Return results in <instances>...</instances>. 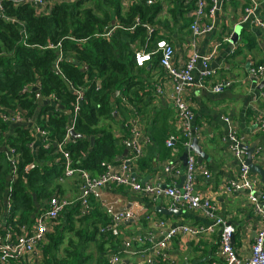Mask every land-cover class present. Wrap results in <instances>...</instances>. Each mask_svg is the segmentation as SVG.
Returning <instances> with one entry per match:
<instances>
[{
  "label": "trees",
  "instance_id": "16d2710c",
  "mask_svg": "<svg viewBox=\"0 0 264 264\" xmlns=\"http://www.w3.org/2000/svg\"><path fill=\"white\" fill-rule=\"evenodd\" d=\"M86 3L91 7L85 8ZM160 9V5H139L123 12L117 0H80L57 5L50 13L37 15L30 6L5 3L4 15L9 20L0 16V107L23 109L30 116L37 113L38 124L48 133L47 142L60 143L69 124L67 111L76 101L72 87H83L85 99L75 131L84 138L70 143L67 150L74 168L93 175L100 174L102 162H116L127 148L125 141L130 134L119 114L122 110L126 117L131 116V112L123 101L127 100V104L135 107L141 115L139 104L144 96L151 93V71L160 67L157 56L149 65L137 67L135 52L145 48L149 41L155 45L158 40H165V36L159 35L157 28L149 40L148 31L143 26H138L134 32L116 30L108 39L96 34L114 21L132 25L136 17L144 24L155 25L154 19ZM162 22L160 19L157 23L161 28ZM49 43H61L60 50L65 57L59 64L60 73L55 67L59 49H45ZM150 48L147 50H152ZM83 65L87 70L82 69ZM37 81H40L42 99L50 96L58 99L65 112L41 121L47 111L55 108L41 105L43 103L35 95L22 94L25 87ZM116 92L119 95L112 101ZM115 129L123 132L122 136L116 137ZM92 138L95 139L93 145ZM34 140L32 128L10 126L0 119V218L4 217L5 200L8 198L12 204L10 218L19 217L20 225L31 226L44 212V201L64 193L61 184L66 180L65 160L56 153L54 146L45 149L43 140L34 152L30 147ZM185 142L182 137L177 140L175 148L177 146L184 151ZM7 147L15 149L20 157L18 177L13 182L10 181L11 167L3 151ZM165 147L162 156L170 155L171 159L173 151ZM141 163L142 160L139 161ZM27 167H30L28 171ZM78 215L79 206L66 209L47 236L39 264H88L92 258L86 253L89 244L99 236L113 238L99 232V226L108 223V218L98 207L89 216L77 218ZM77 223L81 226L78 229ZM70 235H74L76 240L68 239V246L62 249ZM105 240L99 244L100 252ZM97 264L108 262L100 258Z\"/></svg>",
  "mask_w": 264,
  "mask_h": 264
},
{
  "label": "built area",
  "instance_id": "2783aa9c",
  "mask_svg": "<svg viewBox=\"0 0 264 264\" xmlns=\"http://www.w3.org/2000/svg\"><path fill=\"white\" fill-rule=\"evenodd\" d=\"M80 0H0V16L7 19L4 15V4L13 3L15 5H26L33 8L37 15L48 14L51 10L61 4L75 3ZM121 5L123 12L128 11L133 6L144 5L146 7H154L160 5L161 9L154 19L155 25L144 24L139 17L134 19L132 25L126 26L114 21L111 26H107L103 32L96 34L97 37L108 39L116 30H124L134 32L138 26H143L148 31L149 40L158 27V20L166 18L169 12L168 3L174 2L176 5L187 7L192 12L190 31L191 39L189 42L190 54L182 67H176L175 57L176 49L170 42L166 40H158L155 45L151 41L147 42L145 48L136 50L135 63L137 67H145L152 62L154 56L159 57V65L163 73L167 76L172 85V93L170 95L173 107L176 113L177 130L179 135L186 139L183 144L186 150L192 146L193 139H199V130L194 127L195 112L190 101L191 94L194 90L199 89L209 92L213 95H220L224 91L233 87L232 81H224L213 84L210 79L216 74L210 69L213 58L218 53L222 43L230 44L232 35L226 34L221 43L218 41L211 47L206 54H201L199 50V40L214 29L215 16L221 10L219 0H117ZM229 1V0H227ZM258 2L249 0L248 6L244 9L242 22L248 23L255 28L264 32V16L256 17ZM9 20V19H7ZM210 20V23L207 21ZM13 21V20H12ZM153 46V47H151ZM61 43H49L45 49L58 50V59L56 61V70L60 73L59 64L64 60V53L60 50ZM151 47V48H150ZM150 48L152 50L148 51ZM202 65V71L199 78H195V72L198 64ZM82 69L87 70V66L83 65ZM153 75V74H152ZM250 77L254 83L264 81V63L258 64L250 70ZM150 85V83H149ZM152 85V87H151ZM152 89L156 95L164 94V86L158 83ZM72 91L76 96V101L72 104V112L68 110L69 124L66 128L65 138L60 143H48V133L38 124L36 115H29L28 111L16 107H0V119L10 126H22L32 128L35 140L30 147L36 152L38 144L43 140L44 148L49 149L51 146L56 148V153L61 155L65 160L64 176L65 178H75L79 188V196L75 201L64 198L61 195H53L44 201L42 214L35 218L34 223L30 226L27 224L20 225L19 217L10 218L12 204L7 198L5 200L4 217L0 218V264H39L43 259L42 248L46 244L47 236L50 234L57 224L58 220L63 216L66 209L72 206H79V215L77 218H83L93 214L96 208L104 213L108 218V223L99 226L101 235L111 236L113 238L121 237L123 227L135 219V214L131 210H119L114 204H106L96 194V190L110 187H124L132 191L152 197H166L172 201L173 207L179 210H204L211 219L210 225H182L161 232L162 239L152 246L149 250H144L143 244L146 238L135 237L138 247L132 250L133 242L131 239L123 241V247L131 252V255L142 257L141 264H177L175 255L170 252V243L178 237L190 236L193 239L200 240L203 236L218 233L219 237V258L210 262V264H264V188L262 181L253 177L250 167L246 164L248 152L246 149L250 147L244 143L240 137L238 128L232 119L223 118V122L227 126V141L230 143L228 152L240 166L238 179L231 182L224 190V193H233L239 191H247L250 195V202L253 212L257 215L260 227L256 233L253 244L251 246V254L248 258L242 259L234 246L235 227L224 217L217 215L216 206L213 205L209 198H204L197 193V177L201 175L205 179H211L212 173L202 164L198 163V156L190 152L185 169V180L183 186L178 188L175 185L163 187L161 185L142 184L135 176V166L139 161L145 158L146 148L149 146L150 140L144 133L141 124V116L137 109L127 104L124 100L131 116L124 121V126L129 131V138L125 141L126 146L131 145L130 154L122 161L101 163L102 172L93 175L90 172L73 167V160L67 147L70 143L76 141L73 137L77 118L83 103L84 88L72 87ZM40 81L25 87L22 94L35 95L43 104L53 106L54 110L47 111V114L41 118V121L48 120L51 115L65 112L60 101L50 96L42 99ZM39 110V109H38ZM256 131H264V121L257 119L255 124ZM77 133V132H76ZM177 136H170L166 142L168 148L175 152V143ZM244 146V148H243ZM263 147L257 148L253 155L255 159H260ZM7 160L11 167L10 181L13 182L18 177V169L20 157L16 150L10 147L4 148ZM59 158L56 159V162ZM255 164V163H254ZM177 162L174 160L168 162L164 167L166 174L176 172ZM30 167H27V171ZM10 182V183H11ZM264 185V184H263ZM12 192V189H9ZM97 206V207H96ZM12 221V222H9ZM18 223V224H17ZM108 264H124L119 253H113L108 259Z\"/></svg>",
  "mask_w": 264,
  "mask_h": 264
},
{
  "label": "crops",
  "instance_id": "0c3cea01",
  "mask_svg": "<svg viewBox=\"0 0 264 264\" xmlns=\"http://www.w3.org/2000/svg\"><path fill=\"white\" fill-rule=\"evenodd\" d=\"M256 1L258 2L256 17L264 16V0ZM219 2L222 6L215 16L214 29L198 42L200 53L206 54L217 41L221 43L226 34L233 35L236 31L241 33L240 40L233 49L229 44L222 43L210 64V69L216 73L210 82L216 84L232 81L233 87L220 95L196 89L190 97L195 112L193 125L199 130V144L208 156V160L203 161L202 165L212 173V178L209 180L198 175L196 191L204 198H209L216 206L217 215L226 218L235 227L234 246L239 257L246 259L251 254V246L260 222L252 210L247 191L223 192L231 182L238 179L240 170L238 162L228 152L230 143L227 141V126L223 118L228 117L233 120L240 137L250 148L260 141L259 147H263V150L260 159H255L254 163L264 170V131L255 129L257 119L264 121V86L259 90L264 81L254 83L250 77V70L264 63V32L248 23H241L249 0H219ZM167 6L170 7L166 16L169 19L167 22L163 21L165 28H161V24L158 25L159 35L165 36L164 39L173 44L176 49L175 65L182 67L190 54L188 44L191 39L189 27L192 12L187 7L176 5L174 2L168 3ZM150 68L151 66L148 67ZM201 71L202 65L199 63L195 72L196 79L199 78ZM152 74L150 82L153 86L161 83L165 92L159 96L152 89L150 95L144 96L142 103L139 104L138 109L142 118L140 127L150 143L142 163L135 166V176L142 184L163 187L175 185L181 188L185 179L181 158L186 149L183 151L176 146L171 159L170 155L164 157L161 153L169 136H177L178 141L182 139L177 130L176 113L170 98L172 85L159 66L151 71ZM119 115L122 122L130 118L129 115L123 116L122 110ZM122 134L121 131L115 132L117 137ZM172 160L178 165L176 172L169 175L164 172V167ZM253 177L262 181L258 174H254ZM61 187L63 196L67 195V199L75 201L78 198L80 192L75 178H66ZM262 188H264L263 184ZM96 194H99L102 202L114 204L122 211L131 210L135 214V219L123 227L121 237L113 240L99 236L95 242H92L96 247L98 260L102 258L105 262H108L111 254L119 253L124 264H141L142 257L131 255L132 251L129 252L123 247V241L131 239L134 250L138 247L134 238H146L143 246L144 250H149L162 239L161 232L165 233L171 228L182 225L207 226L212 223L204 210L176 209L172 201L166 197L155 199L124 187H108L96 190ZM102 240L105 242L101 244L103 250L100 252L99 244ZM170 252L175 255L177 264H183L185 260L207 258L211 254V260L205 263L210 264L219 258L218 233L203 236L199 241L190 236L175 238L170 243Z\"/></svg>",
  "mask_w": 264,
  "mask_h": 264
},
{
  "label": "water",
  "instance_id": "95a60500",
  "mask_svg": "<svg viewBox=\"0 0 264 264\" xmlns=\"http://www.w3.org/2000/svg\"><path fill=\"white\" fill-rule=\"evenodd\" d=\"M240 33H241L240 31H236L235 33H233V35L231 37V40H230V44H229V47L231 49H233L234 45H236L238 43V41L240 40ZM262 86H264V82L261 85V87L259 88V90H261ZM118 95H119V92H116L114 97H113V99H112V101L115 98H117ZM73 137L76 140L84 138V136H82V135H80V134H78L76 132H73ZM94 141H95V139L92 138L91 139L92 145L94 144ZM259 143H260V141L256 142L251 148L246 149L247 152H248V157H247V160H246V164L250 167L252 173L258 174L261 177L262 183L264 184V170H263V168L261 166L255 165L254 162H253V155L256 152V150H257V148L259 146ZM243 148H244V146H243ZM130 150H131V145H128L127 148L125 149L124 153L121 156H119L116 159V161H122L124 158H126L128 156V154H129ZM190 152L197 154L198 163H200V164H202L203 161L208 160V156L206 155V153L203 151L202 147L200 146L199 140L195 138L192 141L191 148L189 150H186V152L184 153V155L181 158V160L183 161L184 170L187 167V160H188V155H189ZM210 260H211V254H209L207 258H203V259H200V260H194V261L185 260L183 264H205V263H208Z\"/></svg>",
  "mask_w": 264,
  "mask_h": 264
},
{
  "label": "rangeland",
  "instance_id": "374dc122",
  "mask_svg": "<svg viewBox=\"0 0 264 264\" xmlns=\"http://www.w3.org/2000/svg\"><path fill=\"white\" fill-rule=\"evenodd\" d=\"M87 7H91V4L86 3V7H85V8H87ZM165 19H166V20H165ZM168 19H169V18L167 17V18H164L162 21L167 22ZM184 25H185V27H187L186 24H184ZM162 27H164V23H163V22H162ZM164 28H165V27H164ZM135 49H138L136 45H135ZM116 131H119V130H118V129H115V132H116ZM116 137H117V136H116ZM51 188H52V187H51ZM57 190H58V189H57ZM64 195H65V194H64ZM61 196L64 197V198L68 197L67 195H65V196L61 195ZM80 227H81L80 224L77 223V224H76V228L78 229V228H80ZM68 239H72V240H74V241L76 240L74 235L67 236V240L65 241V243H64V245H63V247H62V249L66 248V247L68 246ZM86 253H87V255H89V256L92 257L88 264H97V262H98V255H96V247L94 246L93 243H90V244H89Z\"/></svg>",
  "mask_w": 264,
  "mask_h": 264
}]
</instances>
